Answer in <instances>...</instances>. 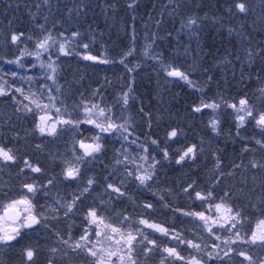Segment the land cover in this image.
Instances as JSON below:
<instances>
[{
	"label": "snow or ice",
	"instance_id": "6c2138e0",
	"mask_svg": "<svg viewBox=\"0 0 264 264\" xmlns=\"http://www.w3.org/2000/svg\"><path fill=\"white\" fill-rule=\"evenodd\" d=\"M0 5L5 17L22 10L27 25L15 12L0 22V48L11 52L0 65L14 66H0V99L24 131L4 120L13 127L0 139V175L9 177L0 183V251L15 250L16 264H264V0L259 12L251 0H217L211 16L199 3L156 0L139 17L142 37L139 0ZM119 10L128 43L117 56L92 54L104 35L97 17L112 28ZM209 25L235 42L205 52ZM65 59L118 67L119 83L105 76L111 93L98 85L86 95L73 89L75 76L60 83ZM145 67L160 91L179 84L197 97L183 119L199 118L198 139L182 123H164L169 109L154 116L151 98L146 106L137 96ZM184 168L179 192L161 186L162 170ZM173 196L187 203L173 205ZM158 206L175 222L155 219Z\"/></svg>",
	"mask_w": 264,
	"mask_h": 264
},
{
	"label": "trees",
	"instance_id": "16d2710c",
	"mask_svg": "<svg viewBox=\"0 0 264 264\" xmlns=\"http://www.w3.org/2000/svg\"><path fill=\"white\" fill-rule=\"evenodd\" d=\"M93 2H95V0H93ZM154 2H156V0H139L140 9L136 13V15L138 17L137 29L141 37L143 36V22L139 19V17L143 16L146 18L148 12L152 9V4ZM188 2L192 4H202L203 11H200L199 14L203 15L204 11H207L211 16V14L215 12V9L212 7V5H214L217 0H188ZM251 2L257 6V12H259V0H251ZM119 3L122 6L124 0H119ZM13 12H15L14 9L10 10L8 13V17H5L3 7L2 5H0V22L7 23V18H10ZM96 12H99L98 8L96 9ZM15 15L18 17L16 21L17 25L20 27H27V25L23 23L25 18L22 15V10L21 12H15ZM124 16L125 13L122 10H119L117 12V25L112 28H109L104 25L102 15L97 17L96 23H98L100 27L97 28L96 31L97 33L103 31L104 35L103 37L98 36L97 42L95 44L90 43V52L92 54L99 55L101 51H105L106 54H108L110 57L117 56L121 48L128 43V40L125 38V33L119 28V22ZM96 23L93 24V27L96 26ZM225 23H227V21H225ZM85 27L87 26L85 25ZM152 27L154 29L155 25L153 24ZM219 27V25H209L204 29L203 33L201 34V45L204 48L205 52H208L209 50H211L212 52H216L217 49L222 52L225 47H230L231 44L235 42V38H229L227 33L223 31V29L218 32L216 29ZM160 34L164 35V32L161 31ZM184 42H188L186 38H184ZM140 43H143L142 39L140 40ZM159 43H162L164 47L167 48L166 41H161ZM101 45H103L104 47L101 48ZM195 48L196 45L193 42V50H195ZM169 51L171 50L169 49ZM204 54V52L201 53V55ZM5 55L10 58L11 52H5L3 48H0V56ZM189 62H191V58H189ZM148 63L150 64L151 62L149 61ZM86 64L90 65L91 62H77V60L75 59H65L64 73H66V75L62 74L60 83L63 84L66 80L71 81L73 79V76H75L76 79L79 81L78 83L73 84V89L75 90L85 91V94L87 95V92L88 90H90V87L95 88L98 85H103L106 94L111 93L112 89L108 88L104 77L107 76L109 80H112L113 85L115 86L119 83L117 77L120 75L121 69L118 67L113 68L108 66H85ZM0 66L5 68L14 67L7 65ZM81 76L83 77L82 80L79 79ZM233 83L235 84V81H233ZM238 87L243 88L244 85H239ZM254 87L255 85L253 84L252 87L248 88L249 94H251ZM165 88L167 89L165 91H160L157 88L155 78L152 74V70L150 67H145L144 70L141 71L140 74L137 76L136 94L138 97H142L144 99V103L146 106L149 103V98H151V110L154 116L157 115L158 112H163L164 109H169V111L173 115L169 116L168 113H165L164 123H182L185 127V130L188 132L189 138L198 139L202 128L199 118H196L191 121L183 119V117H185L188 112V105L191 103V101L196 100L197 97L189 95L188 91L183 89L179 84L167 85L165 86ZM136 107H138V105H134L133 108L130 110V113L133 115V117H136ZM12 112L13 109L10 103L4 101L3 99H0V139H2L5 134H8L10 132V129L13 127V124L15 125V131L18 132L21 136L24 135L22 123L18 121L15 116H12ZM9 116H12L13 124L5 125L4 120L7 119ZM226 130L227 125H225V131ZM248 134H251V130H249ZM220 146H224L223 137L221 138ZM48 147H52V145H49ZM116 147H119L118 143L109 144L110 150H114ZM173 147H175V145ZM232 148L233 145L231 143H228L226 155L229 159L233 155ZM45 152H47V148L45 149ZM109 155H111V151L109 152ZM173 168H175V165H173ZM5 172H7V170H5ZM186 172H189L188 168L181 169L180 171H172L171 169L167 171L162 170L160 175L161 186L172 187L176 192H179V187L177 186V184L178 182H182L186 178L184 175V173ZM8 179L9 177L7 175H0V183ZM144 195L148 194L144 193ZM149 199H151L150 196ZM171 202L173 205L184 206L187 203V200L186 198L177 199L175 196H173L171 198ZM41 203H43V201H41ZM155 219L159 221H167L169 224L175 222L174 218L171 216L170 210L160 208L159 206L158 211L155 214ZM43 234V231H41V235ZM38 239L39 237L34 236L29 242L35 244ZM40 243H43V240H40ZM43 258V254H41L39 260L43 261ZM16 259L17 258L15 255V250L0 251V260L5 261V264H16Z\"/></svg>",
	"mask_w": 264,
	"mask_h": 264
}]
</instances>
